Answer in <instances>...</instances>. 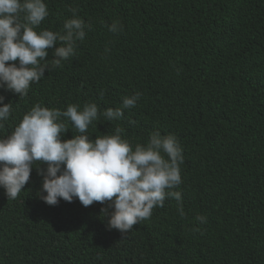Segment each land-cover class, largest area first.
I'll use <instances>...</instances> for the list:
<instances>
[{"label":"trees","instance_id":"trees-1","mask_svg":"<svg viewBox=\"0 0 264 264\" xmlns=\"http://www.w3.org/2000/svg\"><path fill=\"white\" fill-rule=\"evenodd\" d=\"M45 3L41 29L78 8L91 30L76 55L46 70L27 96L0 95L24 111L36 103L63 111L87 102L103 111L142 93L121 121L101 116L90 125L89 139L121 127L134 147L154 131L174 134L184 163L173 190L181 193L184 215L166 197L157 220L152 215L118 236L96 211L76 208L78 198L55 206L40 199L46 193L34 165L16 200L0 188V264H264V0ZM114 21L122 31L108 30ZM65 123L62 141L79 134ZM46 242H62L79 257L54 247L49 254Z\"/></svg>","mask_w":264,"mask_h":264},{"label":"clouds","instance_id":"clouds-1","mask_svg":"<svg viewBox=\"0 0 264 264\" xmlns=\"http://www.w3.org/2000/svg\"><path fill=\"white\" fill-rule=\"evenodd\" d=\"M70 11L71 18L60 24L56 21L47 30L40 28L49 15L45 0H0V92L25 97L30 86L44 78L46 70L60 67L76 55L77 43L85 39L91 26L77 15L78 8ZM107 27L112 33L123 30L119 21ZM54 45L59 46L52 51V59L46 60L48 49ZM141 96L135 92L123 97L120 107L103 111L95 102L84 103L82 108L69 104L63 111L36 103L24 111L19 102L13 106L0 95V188L7 198L16 200L37 165L41 191L46 193L40 199L55 206L60 199L71 202L78 198L82 205L76 208L96 211L104 228L118 236L120 232L126 235L152 215L157 220L166 197L175 199L183 216L181 193L173 189L182 183L184 156L174 134L154 131L145 144L134 147L123 137L121 127H116L113 134L89 139L90 125L101 116L107 122L121 121L124 110L135 107ZM65 118L79 134L62 141L69 130ZM135 123L129 120V124ZM94 202L107 207L101 209L92 205ZM196 220L199 224L207 222L205 216ZM45 244L49 254L54 247L64 257H79L62 242Z\"/></svg>","mask_w":264,"mask_h":264}]
</instances>
